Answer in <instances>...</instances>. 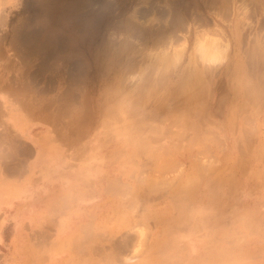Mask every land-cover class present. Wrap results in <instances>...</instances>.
<instances>
[{
    "label": "rangeland",
    "instance_id": "1",
    "mask_svg": "<svg viewBox=\"0 0 264 264\" xmlns=\"http://www.w3.org/2000/svg\"><path fill=\"white\" fill-rule=\"evenodd\" d=\"M209 2L0 0V132L71 158L43 235L6 229L0 264H264V8ZM178 14L177 42L154 43ZM213 28L224 68L194 61V34Z\"/></svg>",
    "mask_w": 264,
    "mask_h": 264
},
{
    "label": "crops",
    "instance_id": "2",
    "mask_svg": "<svg viewBox=\"0 0 264 264\" xmlns=\"http://www.w3.org/2000/svg\"><path fill=\"white\" fill-rule=\"evenodd\" d=\"M40 141L36 134L14 130L0 132V182L19 188L14 199L0 203V242L6 229L15 237L28 235L29 230L43 235L44 212L54 207L55 195L66 193L70 187L60 189L54 183L61 164L66 165L69 173L70 155L67 154L65 160L64 157L59 159L57 153L51 160L42 154ZM56 150L60 151L59 146Z\"/></svg>",
    "mask_w": 264,
    "mask_h": 264
},
{
    "label": "bare ground",
    "instance_id": "3",
    "mask_svg": "<svg viewBox=\"0 0 264 264\" xmlns=\"http://www.w3.org/2000/svg\"><path fill=\"white\" fill-rule=\"evenodd\" d=\"M210 2H209V5L208 6H210V8H219V10H221L220 12H222V13H224V12H226V10H227V6L228 5H233L234 3H236V2H240V4H239V8L238 9H240V10H242L243 11V16L245 15V14H247L248 13V11H249V13L247 14V15H245V17H250V16H254L257 12H259V10H263V8H264V0H209ZM188 5V4H187ZM250 6V8L249 9H247V7H249ZM195 8H196V6H195ZM213 8V9H214ZM208 9V8H207ZM212 9V10H213ZM148 10H152V9H149L148 8ZM158 10V9H157ZM153 11V10H152ZM209 11V10H208ZM264 11V10H263ZM142 12V11H141ZM147 13H148V11H146ZM145 12V13H146ZM199 12V11H198ZM154 13V12H153ZM159 14H161L160 12H158ZM260 13H261V11H260ZM150 14V13H149ZM183 14V13H182ZM182 14H178L177 16H176V19L173 21V23H171V24H169V25H166L165 27L166 28H164V29H162V30H158L156 33H155V37H154V39L155 40H153L154 41V43H158V41H160L161 42V40H162V38L163 37H166V39H167V37H170V38H172V37H174V40L176 41L178 38L176 37V35H175V32L177 31V29H179V28H184L183 26H184V24H183V20H184V16L182 15ZM199 14H201V12L199 13ZM225 14V13H224ZM145 15V14H144ZM185 15V14H184ZM197 15V14H196ZM204 16V15H203ZM193 17V16H192ZM141 18V17H140ZM258 18V17H257ZM196 19V18H195ZM199 19V18H198ZM202 19V18H201ZM245 19V18H244ZM134 20V19H133ZM208 20V19H207ZM242 20V19H241ZM264 20V19H263ZM195 21V20H194ZM242 21H244V20H242ZM261 21V20H260ZM128 22V20L126 21V23ZM133 22V21H132ZM131 21L129 22V23H132ZM199 22V21H198ZM202 22L204 23H206V20L204 21V20H202ZM129 23H127L126 25L128 26V25H131V24H129ZM137 23V22H136ZM195 23H197V22H195ZM202 23V24H203ZM198 24V23H197ZM200 24H201V22H200ZM261 24H262V26H263V22L261 21V22H259V26L261 27ZM205 26H206V24H205ZM250 26V25H249ZM257 27V28H260V27ZM129 27V26H128ZM243 27V24H242V22L241 21H237L236 22V25H235V30L233 31L235 34H236V44H235V51H234V55L235 56H237V59H238V66H241L240 68H242V70L244 69V66L246 65V62H247V59L249 58L248 56H249V52L247 51L246 52V50H244V51H242L241 50V44H242V42H243V45H244V43L248 46V45H252V43H254L253 45L254 46H252L253 47V49L254 50H251L252 52H253V55L257 52H259V51H261L262 52V49H264V40L263 41H259L258 40V38H257V41H256V37H254V39H255V41L253 42V40H252V43H251V41H250V43L248 42V44L246 43V41L244 42V41H242V39L244 38V33L246 32V30L244 29V27ZM139 28V27H138ZM262 28V27H261ZM160 29V28H159ZM233 29V28H232ZM231 29V30H232ZM243 29H244V31H243ZM252 29V28H251ZM137 30V29H136ZM216 30V29H215ZM259 30H261V29H259ZM143 31V30H142ZM154 31V30H153ZM217 31V30H216ZM216 31H214V28H213V30H205V31H202V32H199V31H197V33H195L194 35H195V46H194V53H195V56H196V59L194 60L195 62H197L198 64H204L205 66H209V67H212V68H224V64H223V62H224V60H225V57H226V54H227V52H228V50H230L231 49V43H230V41H228L224 36H225V34H223V32H221V33H217ZM242 31L244 32V33H242ZM196 32V31H195ZM199 32V33H198ZM218 32H219V30H218ZM259 32V31H258ZM214 33L215 34H218V35H220V36H217V37H219V38H217V37H213V35H214ZM229 34V33H228ZM210 35H212V36H210ZM215 36V35H214ZM221 37V38H220ZM261 37V36H260ZM130 38V37H129ZM264 38V35H262V39ZM245 39V38H244ZM169 40V39H168ZM168 40H166V41H168ZM169 41H171V40H169ZM168 41V42H169ZM177 42V41H176ZM153 43V44H154ZM234 44H233V47H234ZM161 45V44H160ZM242 45V46H243ZM126 47V46H125ZM140 47V46H139ZM156 47V46H155ZM108 50V49H107ZM169 50V49H168ZM181 50V49H180ZM182 50H183V48H182ZM182 50H181V52L179 53L180 55H181V53H182ZM259 50V51H258ZM163 51V50H162ZM173 51H175V50H173ZM179 51V50H178ZM254 51H255V53H254ZM156 52V51H155ZM169 52V51H168ZM136 53V52H135ZM147 53V52H146ZM162 53V52H161ZM177 52L176 53H174V57H175V59H179L180 57H179V54H178ZM148 54H150V53H148ZM247 54H248V56H247ZM155 55V54H154ZM154 55H152V56H154ZM164 55H166V54H164ZM176 55V56H175ZM252 55V54H251ZM167 56V55H166ZM164 57V56H163ZM163 57H162V59H163ZM168 57V56H167ZM167 57H164V60L167 58ZM248 57V58H247ZM156 58V57H155ZM171 58V57H170ZM169 59V58H168ZM254 59V58H253ZM163 60V61H164ZM118 61V60H117ZM116 61V62H117ZM251 61V60H250ZM154 62V61H153ZM152 62V63H153ZM159 62V61H158ZM249 62V61H248ZM165 63H166V61H165ZM171 63V62H170ZM155 64V63H154ZM133 65V64H132ZM156 66V65H155ZM201 66V65H200ZM247 67V66H246ZM263 67V66H262ZM196 68V67H195ZM203 68V67H202ZM249 68V67H248ZM201 69V68H200ZM200 69H196V70H200ZM191 70V69H190ZM200 72V71H199ZM185 73V72H184ZM242 73H244V72H242ZM241 73V74H242ZM262 73V72H261ZM190 74H191V72H190ZM195 74H196V72H195ZM195 74H193V76H196L197 77V74L195 75ZM245 75H246V73H244ZM252 74V73H251ZM182 75H185V74H182ZM117 76V75H116ZM127 77V76H126ZM183 77V76H182ZM182 77H180V78H182ZM186 77V80H187V76H185ZM185 77H183L182 78V80L184 79L185 80ZM190 77V76H189ZM196 77H194L195 78V81L193 80V77H192V80L194 81V83L197 81V82H199L200 80H201V78H200V80H199V75H198V80L196 79ZM260 77V76H259ZM117 78V77H116ZM181 80V79H180ZM191 80V79H190ZM191 80V81H192ZM116 81H118V80H116ZM189 81V79L186 81V82H188ZM260 81V80H259ZM184 82V84H182L181 86L182 87H184L183 85H189L188 87H190L191 85V83H190V81H189V84L188 83H186L185 84V81H182L181 83H183ZM263 82V81H262ZM117 83V82H116ZM177 84H179L178 83V81H177ZM196 84V83H195ZM259 84V83H258ZM180 85V84H179ZM198 84H196V86H197ZM193 86H195V85H193ZM196 86L195 87H193L194 89L196 88ZM204 87V86H203ZM205 88V87H204ZM182 88H180V90H181ZM190 89H192L191 87L189 88V90ZM248 89V88H247ZM193 90V89H192ZM187 91V90H186ZM199 91H201V90H199ZM205 91V90H204ZM181 92V91H180ZM183 92V91H182ZM194 91H191V93H193ZM198 92V91H197ZM201 93V92H200ZM201 96V95H200ZM193 97V96H192ZM202 98H204V96L202 97ZM200 100V99H199ZM202 100V99H201ZM142 147V146H141ZM8 185L9 184H5V185H2V186H0V199H3V196H5L6 195V193L8 192V191H10L11 189H9V187H8ZM191 187V186H190ZM4 190H5V192H4ZM188 192V191H187ZM184 194H185V192H184Z\"/></svg>",
    "mask_w": 264,
    "mask_h": 264
}]
</instances>
